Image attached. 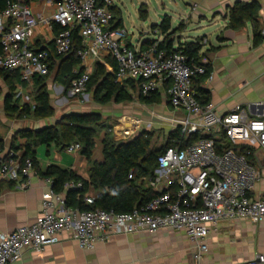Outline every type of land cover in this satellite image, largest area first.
<instances>
[{
    "label": "built area",
    "instance_id": "obj_1",
    "mask_svg": "<svg viewBox=\"0 0 264 264\" xmlns=\"http://www.w3.org/2000/svg\"><path fill=\"white\" fill-rule=\"evenodd\" d=\"M26 2L11 1L0 13V68L19 71L22 80L32 84L35 76L48 74L51 53L32 46L30 35L37 19ZM112 5L113 0H56V10L50 18L59 27L54 50L58 55L69 53L77 30L83 45L78 50L80 59L112 57L117 82L135 80L143 95H150L170 82L169 104L186 114L171 121V131L179 130L180 137L159 154L154 174L147 178L157 194L129 212H116L91 208L95 194L88 190L83 201L90 208L81 209L68 206L65 196L53 189V180L48 178L51 187L43 194L41 215L0 235V264H11L26 250H40L59 242L63 232L71 233L82 248L91 249L115 234L154 232L162 228L183 230L197 244L195 257L199 260L209 250L207 239L219 222L264 219V192L254 195L256 183L262 177L259 162L264 157V117L253 116L244 107L220 114L211 101L200 103L193 79L207 74L210 80L213 73L207 72L202 63H188L182 50L167 52L160 48L158 44L163 38L155 39L144 50L128 45L127 30L110 26ZM154 32L163 36L158 28ZM91 73L90 68H85L72 81L71 95L88 93ZM30 104L32 108L36 105L34 101ZM127 122L129 125L119 132L123 137L133 134L141 120L128 117ZM197 132L202 135L189 140ZM81 148L80 142H72L66 150L74 152ZM21 157L22 151L13 148L4 158L0 144V177L25 188L34 163L31 158L22 161ZM129 177H133V172ZM83 186L82 180L70 179L64 183L65 190ZM260 262H264L263 254L234 264Z\"/></svg>",
    "mask_w": 264,
    "mask_h": 264
},
{
    "label": "crops",
    "instance_id": "obj_2",
    "mask_svg": "<svg viewBox=\"0 0 264 264\" xmlns=\"http://www.w3.org/2000/svg\"><path fill=\"white\" fill-rule=\"evenodd\" d=\"M236 2L255 4L257 8L255 20L249 19L237 28L229 26L230 8ZM26 3L37 19V24L30 35L32 46L35 49L54 50V37L59 27L50 22V18L56 10V0H27ZM170 4L178 10H176V16L165 14L171 17L172 27L181 22L184 23L183 30L174 34V47L185 41L206 40L202 43L201 53H205L203 60L208 61L213 77L210 80L206 78L200 85L209 91V101L214 103L218 113L225 114L238 107H244L251 115L264 117V0H170ZM112 6L119 8L122 16V9L116 6L114 1ZM144 6L146 8V5ZM158 15V20L161 22L165 15L162 16L161 12ZM123 23L122 17L120 27L124 28ZM158 24H151L137 34H128L126 39L128 45L144 50L148 45L145 41L164 38V35L154 32L153 28L158 27ZM190 24L195 26V34H188ZM153 25L156 26L153 27ZM257 32H260L262 37L259 43H255ZM176 39L179 41L178 44H175ZM133 40L134 45L131 44ZM110 59L113 58L105 56L103 59H98L89 56L81 60V65L84 69L93 70L95 63L100 61L113 72L116 65H112L109 62ZM56 82L53 73V77L47 81L51 103L55 110L52 117L36 118L32 115L19 117L15 116L14 112L6 113L2 106L3 98L9 88L5 80L0 77V89L2 84L5 86V90H2L0 94V133L4 158L13 148L23 152L21 146L26 142V138L21 134L23 129H40L54 125L62 116L70 112H99L104 118L112 116L120 122L115 126L118 134L124 126L129 125L128 117L132 119L135 117L133 114L136 111L125 102L113 105L106 103L104 107H101L94 99L90 100V93L84 95L82 100L79 96H74L73 101L70 89L67 95L64 93L63 84L57 82L58 85ZM169 84L170 82L167 81V85ZM14 85L16 95H20L21 102L24 100L25 103H31L29 101L33 100V83L16 80ZM125 87L127 91L134 93L128 84ZM167 87L160 89V100L163 104L160 113L171 123L173 119L185 116L186 112L175 109L169 104ZM129 103H135V101ZM101 108L103 110L99 111ZM121 115L126 118H119ZM101 134L103 135V132ZM101 136L97 138L94 151L95 158L99 160L102 159ZM36 156L37 163L28 178L27 187L20 188L15 182L0 177V235L9 233L18 226L31 223L41 215L43 194L51 187L48 176L45 175L49 167L73 171L82 178H89V162L81 151L69 152L54 142L41 143L37 146ZM259 167L262 177L256 183L254 195L264 192V157L259 162ZM89 192L94 193L92 189H89ZM61 193L66 198L65 190ZM207 241L209 250L198 260L195 257L197 244L190 240L183 230L162 228L154 232L115 234L105 241H99L91 249L82 248L71 233L63 232L59 242L48 244L40 250H26L20 259L11 264H234L248 262L256 259L260 254L264 255V219L259 222L249 218L221 221L216 227H212Z\"/></svg>",
    "mask_w": 264,
    "mask_h": 264
},
{
    "label": "trees",
    "instance_id": "obj_3",
    "mask_svg": "<svg viewBox=\"0 0 264 264\" xmlns=\"http://www.w3.org/2000/svg\"><path fill=\"white\" fill-rule=\"evenodd\" d=\"M15 0H0V13L7 7L8 3ZM255 4L236 2L230 8L229 26L237 28L245 24L249 19L255 20L257 8ZM113 19L110 23L112 28L120 27L122 16L120 9L112 6ZM147 10L144 5L140 7V17L147 18ZM156 25H153V27ZM164 38L159 41V47L167 52L171 50H182L187 56L188 63H202L209 72L208 63H204L205 53H201L202 43L198 41H185L174 47V34L182 31L184 23L172 27L171 17L165 15L163 20L157 25ZM153 28V29H155ZM261 33L257 32L255 43L261 41ZM155 39L145 41L148 48ZM83 47L82 38L77 30L73 33L72 49L66 55H58L55 50H50L49 72L46 75L35 76L33 78L34 92L33 100L36 105L32 108L30 103H22L20 95H16L14 82L23 81L19 71H10L0 68L2 77L9 91L3 98V108L6 113L14 112L19 117L32 115L36 118L52 117L55 114L51 103V95L47 87L49 76L54 73L55 81L63 84L65 91L72 86V81L83 71L78 50ZM1 51V46H0ZM58 58V59H57ZM57 59V61H56ZM115 65L113 59L109 61ZM207 77V74L197 75L193 79V87L200 103L209 102V91L201 87L200 83ZM128 84L134 93L127 91L125 85ZM167 85V82L165 83ZM88 92H92L94 101L106 104L111 101L117 103L131 102L137 97L146 104H154L160 100V90L150 95H143L139 90V83L129 80L124 83L117 82L113 72L100 61L95 63L88 83ZM1 94V92H0ZM1 106V105H0ZM104 131V132H103ZM103 132V135L101 134ZM112 128H106V121L99 112H70L62 116L56 124L45 126L40 129H23L21 134L26 138L23 148L22 161L26 158L33 160L34 166L37 163V146L41 143L49 144L54 142L62 149L72 142H80L81 152L89 162V178L85 179L73 171L61 170L53 166L45 172L48 178H52V186L56 192L64 191V183L67 180H82V189H68L66 192V204L81 209L90 208L84 204L83 197L89 189L95 194V202L91 208H103L115 210L116 212H129L136 206H140L157 193L148 185L147 178L154 174L157 166V158L167 146L175 143L174 139L180 137L179 130H172L166 135V140L160 145L154 144V133L148 130L138 133L126 139L116 140L111 133ZM102 135V136H101ZM202 134L193 133L189 140H195ZM101 136L102 159L95 158V148L97 138ZM211 136V135H208ZM0 144H2L0 133ZM227 146V145H226ZM17 149V148H14ZM133 172V177L129 173Z\"/></svg>",
    "mask_w": 264,
    "mask_h": 264
},
{
    "label": "rangeland",
    "instance_id": "obj_4",
    "mask_svg": "<svg viewBox=\"0 0 264 264\" xmlns=\"http://www.w3.org/2000/svg\"><path fill=\"white\" fill-rule=\"evenodd\" d=\"M113 1L116 6L122 9V17L124 22L123 25L129 35H132L133 33L137 34L142 30L147 29V27H149L151 24L160 23L158 20L159 19L158 14L160 12L162 13V16H164L165 14L176 16L178 11L172 4H170V0H113ZM142 4L146 5V9L148 10V19L146 20H142L139 17L140 7ZM185 7L187 8V6ZM194 27H195L194 25L190 24L187 31L188 34L190 35L195 34ZM152 35L154 36V33ZM134 43L135 42L133 40L131 44L134 45ZM178 43L179 41L178 39H176L175 44ZM52 77H53V73L49 76V78L51 79ZM57 82L56 84H58ZM1 87L2 89H0V92H2V90H5L4 84H2ZM64 93L67 94V91H64ZM88 93H90V100H92L93 98L91 92ZM135 96H136L134 100L135 103L125 102L126 105H130L133 108V110L136 111L133 114V116H135L134 119L141 120L140 124L138 125V128L130 136H133L139 131L148 130L151 133H154V137H153L154 144L160 145L164 143L166 140L167 133H169L172 129V124L169 123V121L166 120L165 116L160 113V110L162 109V105H163L161 103L162 100H159V102L154 104H146L137 97V94H135ZM79 97L81 100L83 99V96H79ZM72 99L74 101V96L71 97V100ZM22 103H25L24 100L22 101ZM97 104L101 105V107H104V104H100V103ZM108 104L113 105V104H117V102L111 101ZM102 110H103L102 108L99 109V111ZM122 117H124V115H121L119 118ZM104 119L106 121V128L108 127L112 128L111 133L114 135L116 140L126 139L130 137L129 135L127 137H123L122 135L116 132L117 130H115V126L116 124L119 125L120 122L113 119L112 116ZM117 129L119 128L117 127Z\"/></svg>",
    "mask_w": 264,
    "mask_h": 264
},
{
    "label": "water",
    "instance_id": "obj_5",
    "mask_svg": "<svg viewBox=\"0 0 264 264\" xmlns=\"http://www.w3.org/2000/svg\"><path fill=\"white\" fill-rule=\"evenodd\" d=\"M258 264H264V262H260V263H258Z\"/></svg>",
    "mask_w": 264,
    "mask_h": 264
}]
</instances>
